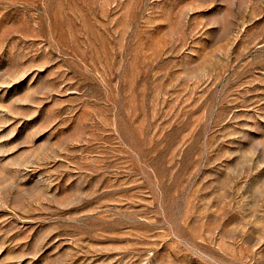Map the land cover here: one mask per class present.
I'll return each instance as SVG.
<instances>
[{"label":"rangeland","instance_id":"rangeland-1","mask_svg":"<svg viewBox=\"0 0 264 264\" xmlns=\"http://www.w3.org/2000/svg\"><path fill=\"white\" fill-rule=\"evenodd\" d=\"M0 264H264V0H0Z\"/></svg>","mask_w":264,"mask_h":264}]
</instances>
